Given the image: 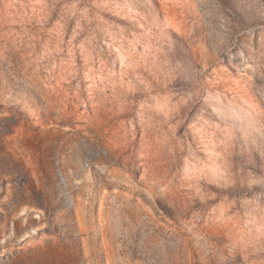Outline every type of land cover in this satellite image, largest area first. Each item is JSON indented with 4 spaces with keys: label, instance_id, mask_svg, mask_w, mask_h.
<instances>
[{
    "label": "rangeland",
    "instance_id": "1",
    "mask_svg": "<svg viewBox=\"0 0 264 264\" xmlns=\"http://www.w3.org/2000/svg\"><path fill=\"white\" fill-rule=\"evenodd\" d=\"M0 264H264V0H0Z\"/></svg>",
    "mask_w": 264,
    "mask_h": 264
}]
</instances>
